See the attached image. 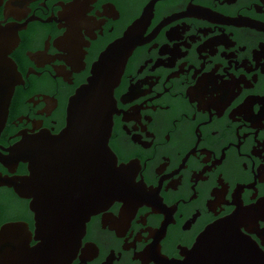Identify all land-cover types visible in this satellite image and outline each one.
Instances as JSON below:
<instances>
[{
	"label": "flooded vegetation",
	"instance_id": "1",
	"mask_svg": "<svg viewBox=\"0 0 264 264\" xmlns=\"http://www.w3.org/2000/svg\"><path fill=\"white\" fill-rule=\"evenodd\" d=\"M135 25L108 136L128 189L89 215L65 264H183L208 228L246 209L255 217L237 233L264 259V0H0V52L14 72L0 235L16 223L34 247V201L100 195L103 177L81 151L40 142L60 135L70 97ZM37 145L36 191L18 194L23 153Z\"/></svg>",
	"mask_w": 264,
	"mask_h": 264
},
{
	"label": "water",
	"instance_id": "2",
	"mask_svg": "<svg viewBox=\"0 0 264 264\" xmlns=\"http://www.w3.org/2000/svg\"><path fill=\"white\" fill-rule=\"evenodd\" d=\"M136 25L101 54L92 67L87 83L70 97L66 109V125L60 135L52 139L53 141L50 140L48 145L46 142H40L41 146L48 150H51L54 144H59L81 151L82 157L91 160V174L103 177L100 195L94 200L85 195L81 201H34V239L41 243L29 247L28 232L16 223L8 225L0 235V264H65L67 257H70L78 246L80 234L84 231L89 215L95 213L98 207L108 205L126 194V170L124 166L118 165L111 152L108 136L113 88L119 80L122 65L131 49L138 43V37L132 32ZM5 57L6 54L1 51L0 130L6 119L13 90L11 76L14 72ZM40 148L37 145L23 153L32 157L29 160L30 177L21 186L11 184L18 194L22 187L34 193L36 191L37 169L34 157ZM123 203L127 207L135 204V201ZM263 204L258 210L259 216L264 217ZM245 213L249 215L243 221L247 226L255 217L251 209L239 211L230 219H226L222 225L208 228L199 237L194 248L186 254L183 264H264V259L255 251L254 246L237 233L236 227L240 225V218L243 219Z\"/></svg>",
	"mask_w": 264,
	"mask_h": 264
},
{
	"label": "bare ground",
	"instance_id": "3",
	"mask_svg": "<svg viewBox=\"0 0 264 264\" xmlns=\"http://www.w3.org/2000/svg\"><path fill=\"white\" fill-rule=\"evenodd\" d=\"M39 241H40V240H39ZM40 243H41V242H40ZM40 243H39V244H40Z\"/></svg>",
	"mask_w": 264,
	"mask_h": 264
}]
</instances>
